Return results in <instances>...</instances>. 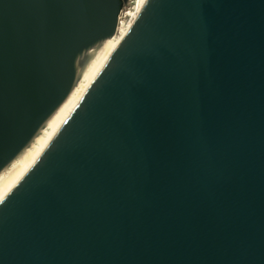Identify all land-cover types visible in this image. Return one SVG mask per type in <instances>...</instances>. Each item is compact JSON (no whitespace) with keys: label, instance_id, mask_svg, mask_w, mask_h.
I'll return each instance as SVG.
<instances>
[{"label":"water","instance_id":"95a60500","mask_svg":"<svg viewBox=\"0 0 264 264\" xmlns=\"http://www.w3.org/2000/svg\"><path fill=\"white\" fill-rule=\"evenodd\" d=\"M120 9L0 0V172L93 68ZM0 264H264V0H146L0 201Z\"/></svg>","mask_w":264,"mask_h":264},{"label":"bare ground","instance_id":"6f19581e","mask_svg":"<svg viewBox=\"0 0 264 264\" xmlns=\"http://www.w3.org/2000/svg\"><path fill=\"white\" fill-rule=\"evenodd\" d=\"M145 2L146 0H133L131 8L126 13V18L129 20L123 22L121 18L118 19L120 24H117L116 31L111 40L72 96L20 156L8 168L0 172V201L21 181L48 146L57 131L100 73L109 57L124 39L135 20L138 18Z\"/></svg>","mask_w":264,"mask_h":264},{"label":"rangeland","instance_id":"374dc122","mask_svg":"<svg viewBox=\"0 0 264 264\" xmlns=\"http://www.w3.org/2000/svg\"><path fill=\"white\" fill-rule=\"evenodd\" d=\"M133 0H121V9H120V14L119 18H121V21H126L129 20L126 18V13L132 6Z\"/></svg>","mask_w":264,"mask_h":264}]
</instances>
